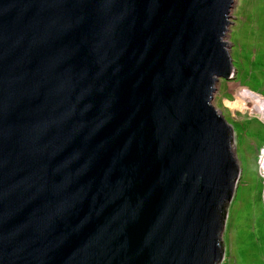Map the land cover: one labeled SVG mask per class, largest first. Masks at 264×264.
<instances>
[{
  "label": "water",
  "instance_id": "obj_1",
  "mask_svg": "<svg viewBox=\"0 0 264 264\" xmlns=\"http://www.w3.org/2000/svg\"><path fill=\"white\" fill-rule=\"evenodd\" d=\"M232 4L0 0V264H220Z\"/></svg>",
  "mask_w": 264,
  "mask_h": 264
},
{
  "label": "rangeland",
  "instance_id": "obj_2",
  "mask_svg": "<svg viewBox=\"0 0 264 264\" xmlns=\"http://www.w3.org/2000/svg\"><path fill=\"white\" fill-rule=\"evenodd\" d=\"M229 20L224 41L232 77L215 83L211 104L233 127L240 175L226 209L220 264H264V177L258 163L264 147V103L256 109L252 98L264 100V0H233Z\"/></svg>",
  "mask_w": 264,
  "mask_h": 264
},
{
  "label": "bare ground",
  "instance_id": "obj_3",
  "mask_svg": "<svg viewBox=\"0 0 264 264\" xmlns=\"http://www.w3.org/2000/svg\"><path fill=\"white\" fill-rule=\"evenodd\" d=\"M254 95V94H253ZM252 96V95H251ZM252 98L254 99L255 101V108H259L260 106H263V103H264V100L262 98H260L258 95H254L252 96ZM256 108V109H257ZM263 108V107H261ZM263 161H264V156L262 157ZM264 165V164H263ZM261 170L263 171L264 170V167H261Z\"/></svg>",
  "mask_w": 264,
  "mask_h": 264
},
{
  "label": "built area",
  "instance_id": "obj_4",
  "mask_svg": "<svg viewBox=\"0 0 264 264\" xmlns=\"http://www.w3.org/2000/svg\"><path fill=\"white\" fill-rule=\"evenodd\" d=\"M263 156H264V147L260 149L259 160H258V163H260V167H264V165H263L264 161L262 159ZM260 170H261V168H260ZM262 176L264 177V170L262 171Z\"/></svg>",
  "mask_w": 264,
  "mask_h": 264
}]
</instances>
